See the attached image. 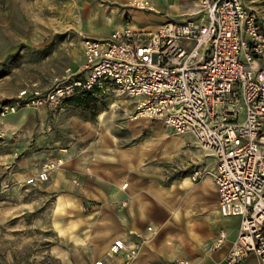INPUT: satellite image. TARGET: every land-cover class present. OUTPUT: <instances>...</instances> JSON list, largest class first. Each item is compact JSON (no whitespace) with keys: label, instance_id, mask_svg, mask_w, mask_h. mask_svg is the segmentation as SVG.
I'll list each match as a JSON object with an SVG mask.
<instances>
[{"label":"built area","instance_id":"obj_1","mask_svg":"<svg viewBox=\"0 0 264 264\" xmlns=\"http://www.w3.org/2000/svg\"><path fill=\"white\" fill-rule=\"evenodd\" d=\"M103 1L123 3L130 11L156 12L159 0ZM193 1L199 19L167 20L155 31L129 22L104 38H85L86 78L74 79L66 89L91 91L114 85L132 98H144L135 120L158 121L176 135H192L216 159V166L196 169L191 181L211 175L221 213L242 218L227 263L241 264L252 254L264 264V17L246 0ZM67 73L69 80L72 68ZM31 96L28 90L20 93L22 99ZM44 101L38 91L31 99L39 105ZM10 109L15 111L9 106L6 110ZM61 164L62 159L47 165L27 183L48 181ZM225 238L221 231L217 248ZM122 252L125 264H131L140 247L116 239L109 255Z\"/></svg>","mask_w":264,"mask_h":264},{"label":"rangeland","instance_id":"obj_2","mask_svg":"<svg viewBox=\"0 0 264 264\" xmlns=\"http://www.w3.org/2000/svg\"><path fill=\"white\" fill-rule=\"evenodd\" d=\"M246 1L264 17V0ZM115 6L103 0H0V264H59L52 252L69 241L64 239L65 225L80 215L79 206L70 207L81 200L79 181L74 180L73 189H56L51 178L35 184L27 180L65 159L68 146L79 154L84 145L80 141L91 133L109 136L120 151L144 153L143 164L149 167L161 165L169 171L199 167L188 166L187 152L181 156L188 162L184 166L164 156L160 138L172 131L163 123L134 119L143 97L132 98L107 84L95 89L86 109L67 103L75 93L84 92L66 88L74 79L86 78L85 38L110 35L119 13L124 26L131 22L141 24L140 30L155 31L144 28L141 13L114 11ZM131 15L136 18L131 20ZM69 68L74 75L66 80ZM24 90L32 98H20ZM36 91L44 97L42 105L31 102ZM8 106L15 111H7ZM191 139L184 150L206 153Z\"/></svg>","mask_w":264,"mask_h":264},{"label":"crops","instance_id":"obj_3","mask_svg":"<svg viewBox=\"0 0 264 264\" xmlns=\"http://www.w3.org/2000/svg\"><path fill=\"white\" fill-rule=\"evenodd\" d=\"M111 5H116L114 11L141 13L146 18L144 28L149 30H156L167 20L201 17L193 0H159L156 12L130 11L123 3ZM122 16L119 13L115 17L118 23L111 33L125 27ZM173 133L160 138L165 157L184 166L188 162L181 156L187 152L188 166L215 168L216 159L202 150H184L194 139L192 135L188 139L174 137ZM83 141L79 154L72 145L63 150L66 153L63 171H59L60 167L50 173L56 189H73L74 180L78 179L81 197L79 204L69 203L80 210V215L70 218L67 222L70 225H65L64 239L69 241L52 252L59 264H94L100 260L106 264H125L124 252L109 255L116 239L140 247L138 258L131 264H178L179 260L190 264H228L227 255L238 239L242 218L221 213L220 196L211 175L193 183L190 178L195 171H169L161 165L149 167L143 164L144 153L136 149L120 151L117 141L103 133H91L80 142ZM107 142L112 144L104 145ZM184 178L190 179V183L185 184ZM221 231H225L226 238L217 248ZM68 243L70 246H65ZM241 264L260 261L251 254Z\"/></svg>","mask_w":264,"mask_h":264},{"label":"trees","instance_id":"obj_4","mask_svg":"<svg viewBox=\"0 0 264 264\" xmlns=\"http://www.w3.org/2000/svg\"><path fill=\"white\" fill-rule=\"evenodd\" d=\"M84 92L75 93L72 95L67 103L73 107L86 109L89 103L92 101V99L95 97L96 90H80Z\"/></svg>","mask_w":264,"mask_h":264},{"label":"bare ground","instance_id":"obj_5","mask_svg":"<svg viewBox=\"0 0 264 264\" xmlns=\"http://www.w3.org/2000/svg\"><path fill=\"white\" fill-rule=\"evenodd\" d=\"M100 19V18H99ZM185 179V184H189L190 183V179H186V178H184ZM181 183H183V182H181ZM179 185V184H178Z\"/></svg>","mask_w":264,"mask_h":264}]
</instances>
